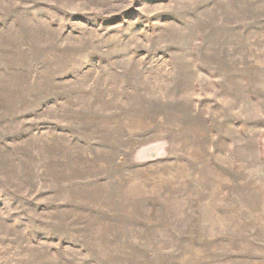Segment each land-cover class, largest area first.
Returning <instances> with one entry per match:
<instances>
[{
	"label": "rangeland",
	"instance_id": "obj_1",
	"mask_svg": "<svg viewBox=\"0 0 264 264\" xmlns=\"http://www.w3.org/2000/svg\"><path fill=\"white\" fill-rule=\"evenodd\" d=\"M0 264H264V0H0Z\"/></svg>",
	"mask_w": 264,
	"mask_h": 264
}]
</instances>
